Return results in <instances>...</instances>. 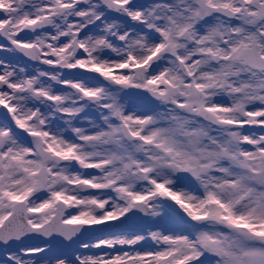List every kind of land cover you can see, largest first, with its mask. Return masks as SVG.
<instances>
[{
    "label": "snow or ice",
    "instance_id": "snow-or-ice-1",
    "mask_svg": "<svg viewBox=\"0 0 264 264\" xmlns=\"http://www.w3.org/2000/svg\"><path fill=\"white\" fill-rule=\"evenodd\" d=\"M0 264H264V0H0Z\"/></svg>",
    "mask_w": 264,
    "mask_h": 264
}]
</instances>
